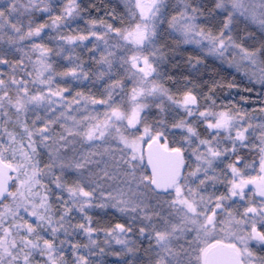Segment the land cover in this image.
<instances>
[{
  "label": "snow or ice",
  "instance_id": "snow-or-ice-1",
  "mask_svg": "<svg viewBox=\"0 0 264 264\" xmlns=\"http://www.w3.org/2000/svg\"><path fill=\"white\" fill-rule=\"evenodd\" d=\"M58 6L54 0L0 3V42L8 45L0 65L10 70L0 71V264H92L99 231L132 252L120 237L137 225L101 229L90 215L94 209L138 222L148 241L147 264H264V247H250L251 241L264 245V176H250L245 170L256 161L249 165L241 154L254 150L264 173V119L254 124L246 109L217 103L219 92L238 88L234 73L241 70L250 85L244 90L259 84L264 94V0L175 6L128 0L124 15L113 9L105 18L91 15L94 4L67 0L56 15ZM36 12L50 23L33 19ZM85 12L87 27L59 40L79 47L94 37L88 51L99 67L90 72L70 55L72 66L58 72L49 57L54 50L35 38L84 19ZM181 44H195L194 55L185 59ZM11 52L22 55L12 61ZM37 52L32 63L30 53ZM84 80L104 81L101 98L72 94V81ZM97 105L104 106L102 116L95 107L89 111ZM153 107L158 112L150 122ZM81 109L78 119L73 113ZM78 233L89 243L68 239ZM65 244L74 259H65Z\"/></svg>",
  "mask_w": 264,
  "mask_h": 264
},
{
  "label": "trees",
  "instance_id": "trees-1",
  "mask_svg": "<svg viewBox=\"0 0 264 264\" xmlns=\"http://www.w3.org/2000/svg\"><path fill=\"white\" fill-rule=\"evenodd\" d=\"M54 2L59 5L62 6L64 3L67 2V0H54ZM78 2H80L83 5H90V4H94L96 6L95 9H91V15L93 17L96 18H105V12L108 11H112L113 9L115 10L116 14L119 15H124L127 12V4H128V0H78ZM176 2L178 3L179 0H176ZM0 3H3V0H0ZM27 3V0H20V4L24 5ZM56 8V11L54 14L58 15L60 12V7ZM98 9V11L96 10ZM22 11V9H21ZM82 15L84 16V19H76V20H71L69 19L68 21V26L65 27H61L60 29H54V28H46L44 30V33H42V39L41 38H35V42L36 43H41L44 44L45 46L52 48L54 51L53 53L49 54L50 57V62H52V64H55L58 66V61H61L63 59H65L66 57H69L70 54H75L81 52V54H85L87 51V48L85 47V45L89 42V40H91V42L95 43V38L94 37H90L89 40L83 41L82 44L79 47H76L74 45H68L66 43H64L63 41L59 40V36L60 35H70V34H76L77 30H83L85 29L86 23L85 20L88 19V13H82ZM32 18L37 20V22L43 23L45 21H47L48 23H50V21L48 20V16L47 14L44 13H33ZM21 19H24L25 23H27V18L26 17H21ZM241 27H243V25H241ZM6 32L8 31L7 29L5 30ZM10 34V33H9ZM84 34H87L86 32ZM179 36V34H177ZM58 36V37H57ZM56 38V39H55ZM7 40V36H5V41ZM27 45H29L32 43V41H26L25 42ZM60 46H63V48L65 49V51L61 52L60 55H55L54 53L60 50ZM181 50H183V55L184 58L186 59L188 55H194L193 53V49H196L197 46L195 44H181L180 45ZM8 49V45L6 42H0V50H5ZM74 49V51L72 50ZM25 52H29V48L26 47L24 49ZM22 55V53L20 52H11L8 55V59L15 61L17 59L20 58V56ZM30 55L32 56V63L37 59V57L39 56V53H30ZM66 60V59H65ZM26 63H29L27 60L25 61ZM64 62V61H63ZM32 63H29L28 66V71H32ZM209 63H212L211 59L209 60ZM186 68V66H185ZM5 72L8 73L10 70L8 69V67L5 65L4 68ZM229 72H233L234 70L229 69ZM214 73H212L211 71L205 75V79H207V75H212ZM223 75L227 76L228 80H232L233 76L232 75H227V72L223 73ZM235 75V82L238 85V88H236V90L238 91V95L236 96L235 99H233V101L231 103L236 104L237 107H242L244 109H246L248 112L257 115L256 110L257 107H264V94L261 93L260 90V86L259 84L256 85L255 89L251 92L249 91H245L244 89L247 87H250L249 85V81L248 79L243 75V70H241L240 73H234ZM132 83L129 81L127 82V90L130 92L131 88H132ZM165 86L166 87H171V83L170 82H165ZM226 89V88H225ZM225 89L221 92L218 93V97L219 99L217 100V103L219 104L221 102V98H222V94L225 91ZM123 94H117V96L120 97ZM244 97L245 99H241V97ZM120 102V101H119ZM158 112V109H156L155 107H153L151 109V114L149 116V121L151 122L152 119L154 118L155 114ZM259 115V113H258ZM261 115H263V117H261L262 119H264V113H261ZM260 115V116H261ZM202 131V128H201ZM177 139H179V136H177ZM243 156H245V159L247 161H254V159L256 158V152L254 150L251 149H245L242 150L241 153ZM253 154V155H252ZM253 159V160H251ZM134 224H136L137 226L134 227L133 231L131 232L132 235L137 236V240L142 242V245L140 247H134V255H137V257H135V259L133 258V264H147V255L144 253V250H139V248H147L148 247V241L145 240L144 237H141L138 233V222H135ZM112 225V224H111ZM108 252H111L110 250H107ZM104 254H106V252H103ZM126 261H129L128 254L125 253L124 254ZM124 264H130L129 262L124 263Z\"/></svg>",
  "mask_w": 264,
  "mask_h": 264
},
{
  "label": "rangeland",
  "instance_id": "rangeland-1",
  "mask_svg": "<svg viewBox=\"0 0 264 264\" xmlns=\"http://www.w3.org/2000/svg\"><path fill=\"white\" fill-rule=\"evenodd\" d=\"M169 2L173 6L177 4L176 0H169ZM93 44L94 43L91 42V40H89V42L86 44L87 51L85 54H81V52L76 53V55L70 54L73 59H75L76 56H79L81 60L85 61V67L86 69L90 70V72L95 71L99 67L98 65H95L90 60L91 53L88 51V49L91 48ZM97 58H99V52H97ZM65 59L58 61L57 63L58 66L56 64L55 66L54 64H52L53 68L58 72L65 71L68 68H70L72 66L70 63V60L67 57ZM35 61L33 63H35ZM4 68H5V65H0V71L6 73ZM61 79L71 81V77H64V78L57 77V82L59 83ZM103 84H104V81H98L95 84H93L91 80L72 81V94L75 95V92L83 91L85 94H88V93L94 94L99 99L101 98V93L103 92V86H102ZM60 86H64V85L61 84ZM236 96H239L236 88H233L231 90L226 88L222 94L221 100H223L225 103L229 101L232 102L233 99L236 98ZM114 99L117 102L121 100L120 97L117 95L114 96ZM74 107L76 106L74 105ZM93 107H95V109L102 116L105 110L104 106L102 105L89 106V111H92ZM260 109L261 107H257L256 110H253V111L258 112ZM258 113H256L257 115L253 114L254 117L256 118L252 121L254 124L262 120L261 117H263V115H261L260 111ZM73 114L76 115V117L79 119L80 116L83 114V109H81L80 113H73ZM76 147L79 148V145H76ZM67 151H68L69 156H71L72 155L71 146L69 147ZM45 160H46V157H45ZM254 160L256 161L255 166L249 167L245 171L252 177L264 176V173H261L259 170V157L257 154ZM245 163H247V161H245ZM252 163L253 162H249L247 164L252 165ZM71 179H74V176L69 177L70 181ZM221 186L222 185H218L217 186L218 189H221ZM252 187H253L252 185L249 186V188H252ZM151 203H155V201L153 200L151 201ZM240 211H243V208H240ZM73 215L76 216L77 218L76 220H73V223H76L77 220H79V214L74 212ZM90 215L93 216V220L97 222V226L101 229L108 228V227H114L115 224L117 223H135L134 221L131 220L130 216H126L121 213H118L114 209H108V210L94 209L90 212ZM261 227H262L261 225L259 224L257 225L258 229H261ZM120 238L128 242V246L133 248L132 252L123 250L124 245L116 243L115 238L107 237L104 231H99L97 233H94L93 240L96 241V245H98V247L94 246L93 254L88 257L89 260L92 262V264H124L127 262H129L130 264H133V258L135 259V257H137V255H134L135 254L134 247H140L142 245V242L140 240L138 241L137 236L132 235L131 232L127 233L126 235H122ZM60 239H64V236L62 234L60 236ZM68 239L71 240L73 243H79L81 246L89 243L87 236L84 235L83 233L75 234L73 236L68 237ZM250 247L252 248L254 252H259L260 249L264 247V245L259 244L257 241H251ZM64 249H65V252H64L65 259L67 260L74 259L70 246L68 244L64 245ZM100 249H103L104 250L103 252H106V254H104L103 252L101 253ZM144 249H145L144 247L139 248V250L141 251ZM107 250H110L111 252H108ZM86 252L87 250L81 247V254H85ZM115 253H121V255L118 256V255H115ZM125 253L128 254L127 258L129 259V261H126L125 256H124ZM37 259H40V258L37 257Z\"/></svg>",
  "mask_w": 264,
  "mask_h": 264
},
{
  "label": "flooded vegetation",
  "instance_id": "flooded-vegetation-1",
  "mask_svg": "<svg viewBox=\"0 0 264 264\" xmlns=\"http://www.w3.org/2000/svg\"><path fill=\"white\" fill-rule=\"evenodd\" d=\"M253 155V154H252ZM251 160H253V159H251ZM245 161H247L246 159H245ZM249 162H251V161H247V163H249ZM253 162V161H252ZM225 189H224V187H222L221 186V189H219V191H224Z\"/></svg>",
  "mask_w": 264,
  "mask_h": 264
}]
</instances>
